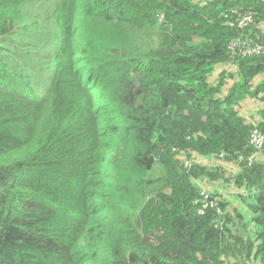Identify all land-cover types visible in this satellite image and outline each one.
I'll return each instance as SVG.
<instances>
[{
    "label": "trees",
    "instance_id": "obj_1",
    "mask_svg": "<svg viewBox=\"0 0 264 264\" xmlns=\"http://www.w3.org/2000/svg\"><path fill=\"white\" fill-rule=\"evenodd\" d=\"M254 46L264 0H0V264H264Z\"/></svg>",
    "mask_w": 264,
    "mask_h": 264
},
{
    "label": "rangeland",
    "instance_id": "obj_2",
    "mask_svg": "<svg viewBox=\"0 0 264 264\" xmlns=\"http://www.w3.org/2000/svg\"><path fill=\"white\" fill-rule=\"evenodd\" d=\"M47 13H48V7L43 5L40 7V9H36L34 7H28L27 8V12L25 13V19L27 21L28 24L30 25H34L36 24L37 26H41L43 25V29L46 33V35L50 36V34L52 33V29L50 28L49 24H47L46 17H47ZM20 30V31H19ZM19 32L23 33L26 31V27H20L19 28ZM43 41H46L44 39H39L35 41V45H37L38 43H41ZM36 65H39L40 67V72L38 73V76L33 78L31 81L34 80L32 87L34 89L33 94L34 95H41L44 90L48 87L49 82H50V67H51V63H47V62H43V63H38L37 61L34 62ZM254 109V108H253ZM199 157V156H198ZM200 159L202 157H199ZM205 163L208 165L209 163L207 161H205Z\"/></svg>",
    "mask_w": 264,
    "mask_h": 264
},
{
    "label": "built area",
    "instance_id": "obj_3",
    "mask_svg": "<svg viewBox=\"0 0 264 264\" xmlns=\"http://www.w3.org/2000/svg\"><path fill=\"white\" fill-rule=\"evenodd\" d=\"M237 44V43H235ZM253 53L258 54V53H263L264 54V47H260V46H254L253 47ZM264 141V137L256 130L254 129L251 137H250V142L256 147V148H260L263 144ZM192 162L195 163H199V164H206L205 161H207L209 164H211L212 162L206 158H199L196 154L192 156ZM190 164V162L185 161V165L188 166ZM207 165V164H206ZM211 193V190L209 188H202L201 189V197H202V207H201V211L202 209L207 205L206 202V198L209 197ZM215 204L212 203V201H210V206H214Z\"/></svg>",
    "mask_w": 264,
    "mask_h": 264
},
{
    "label": "crops",
    "instance_id": "obj_4",
    "mask_svg": "<svg viewBox=\"0 0 264 264\" xmlns=\"http://www.w3.org/2000/svg\"><path fill=\"white\" fill-rule=\"evenodd\" d=\"M247 106L250 107L251 109H253V102H252V100L247 101ZM244 110H246V107L244 108Z\"/></svg>",
    "mask_w": 264,
    "mask_h": 264
}]
</instances>
